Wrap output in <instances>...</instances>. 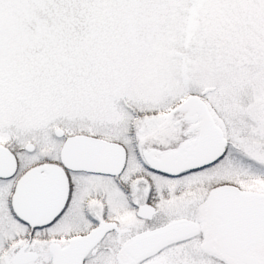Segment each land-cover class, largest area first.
I'll return each mask as SVG.
<instances>
[{"label":"snow or ice","instance_id":"obj_1","mask_svg":"<svg viewBox=\"0 0 264 264\" xmlns=\"http://www.w3.org/2000/svg\"><path fill=\"white\" fill-rule=\"evenodd\" d=\"M0 264H264V0H0Z\"/></svg>","mask_w":264,"mask_h":264}]
</instances>
